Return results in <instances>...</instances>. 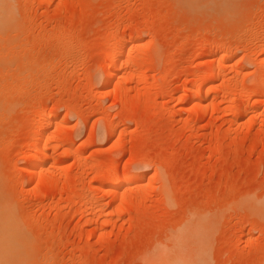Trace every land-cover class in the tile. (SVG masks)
<instances>
[{
    "label": "rangeland",
    "instance_id": "rangeland-1",
    "mask_svg": "<svg viewBox=\"0 0 264 264\" xmlns=\"http://www.w3.org/2000/svg\"><path fill=\"white\" fill-rule=\"evenodd\" d=\"M206 1L13 0L0 197L28 240L14 264H167L162 249L264 264V0ZM125 174L140 182L119 188Z\"/></svg>",
    "mask_w": 264,
    "mask_h": 264
},
{
    "label": "bare ground",
    "instance_id": "bare-ground-1",
    "mask_svg": "<svg viewBox=\"0 0 264 264\" xmlns=\"http://www.w3.org/2000/svg\"><path fill=\"white\" fill-rule=\"evenodd\" d=\"M189 1V0H188ZM203 1V0H202ZM208 1V2H207ZM206 1V3H204V4H199V5H195V7L196 6H198V8H200V10H201V8H203V7H205V8H203V9H209V8H213L212 7V5L214 6V4H216V2H217V4L219 3L218 1H220V3H222V5H215V7H217L218 6V8H221L220 6H225V4L227 5V6H225L226 8L227 7H229L228 5H230V4H228V2L229 3H232L231 1H233V0H215V1H212V0H207ZM212 1V2H211ZM222 1V2H221ZM190 2H192V1H190ZM190 2H188L189 4H191ZM201 2V1H200ZM215 2V3H214ZM203 3V2H202ZM224 3V4H223ZM186 4V3H185ZM195 4V3H194ZM198 4V3H197ZM212 4V5H211ZM192 5V4H191ZM230 6H232V5H230ZM194 7V6H193ZM192 7V8H193ZM194 7V8H195ZM225 7H223V9H226ZM196 9V8H195ZM213 9H215V8H213ZM217 9V8H216ZM231 9V8H230ZM212 10V9H211ZM227 10V9H226ZM194 11V10H193ZM192 12V11H191ZM196 12V11H195ZM205 14V13H204ZM14 17H15V13H14V5H13V0H0V33L1 32H4L5 30H7V29H9L10 27H12V25H13V21H14ZM11 29V28H10ZM6 32V31H5ZM4 37V36H3ZM138 40H136V41H134V42H131L132 43V45L133 46H137L138 45V43L140 42V41H138ZM141 43V42H140ZM131 45V44H130ZM119 56V55H118ZM128 57V56H127ZM229 57H232V56H229ZM115 59H117V58H115ZM236 59V58H231L230 59V62L231 63H234L235 61L234 60ZM234 61V62H233ZM117 65H118V62H117ZM115 68V67H114ZM112 70V69H111ZM115 71H117V69L115 70ZM120 71V70H119ZM118 71V72H119ZM110 72H112V71H110ZM109 72V74L111 75L112 73H110ZM121 72V71H120ZM215 72V71H214ZM115 73V72H114ZM117 73V72H116ZM108 76V78L106 79V81H105V87H108L109 86V83H110V78L113 76ZM116 75V74H115ZM117 75H118V73H117ZM222 75V74H221ZM214 76V75H213ZM110 77V78H109ZM204 80V79H203ZM204 83V82H203ZM202 84V83H201ZM7 89V88H6ZM198 90V89H197ZM200 92V91H199ZM202 95V94H201ZM199 98V97H198ZM51 113H46V115H44L45 116V118L46 119H48L51 115H50ZM43 117V116H42ZM55 117V116H54ZM44 118V117H43ZM42 118V119H43ZM45 118H44V121H45ZM42 121V120H41ZM43 121V122H44ZM59 122V121H58ZM44 125H46V124H44ZM43 125V126H44ZM44 138H45V135L44 134H41L40 135V139L41 140H44ZM49 140V139H48ZM44 149V148H43ZM46 149V148H45ZM44 149V150H45ZM35 150V149H34ZM38 151V152H37ZM37 151H36V153L37 154H39L38 156L40 157L41 155V157L39 158V159H37L36 160V162L34 163V166H32V167H35V168H38V169H42L43 167H44V165L47 163V161H48V159L46 158V155L45 154H42V149H37ZM34 153V152H33ZM41 154V155H40ZM38 156L36 155V157L34 156V158H38ZM31 158H32V156H31ZM54 161H55V159H54ZM56 162V161H55ZM50 163V162H49ZM66 164H63V166L62 167H64ZM112 173V172H111ZM115 173V172H114ZM39 174V173H38ZM113 175H115V174H113ZM116 176V175H115ZM110 177V176H109ZM114 178H116V177H114ZM109 180V179H108ZM111 180V179H110ZM114 180H116V179H114ZM117 180H118V178H117ZM116 180V181H117ZM110 182H112V181H110ZM114 182V181H113ZM112 182V183H113ZM129 182H134V183H138V182H140V178L139 177H136V176H133L132 174H125L124 176H123V178H122V180L119 182V184H118V186H119V188H120V186H122V185H125V184H127V183H129ZM2 196V195H1ZM3 198V197H2ZM4 199V198H3ZM3 199H1V197H0V264H14L15 263V260L17 259L18 261H19V259H20V257H24V258H28V256H24V255H22V247H20L21 245H20V241L22 240V238H21V240H20V237H22V236H19V234H20V232H19V228H17V217H16V215H15V212H14V209H13V206L11 205V204H9V201L7 202L6 201V197H5V200L3 201ZM14 204V203H13ZM17 214V213H16ZM204 219V218H203ZM202 221V220H201ZM198 222H200V221H198ZM207 222H209L208 223V225L210 224V221H208V219H207V221H206V223ZM205 223V222H204ZM21 223H19L18 224V226L20 225ZM190 224V223H189ZM202 224V223H201ZM204 225V224H203ZM205 227H207L206 225H204ZM185 227V226H184ZM194 227V226H193ZM199 227V226H198ZM201 227V226H200ZM195 228V227H194ZM202 228V227H201ZM204 228V227H203ZM184 229L186 230V228H183V231H184ZM189 229V228H188ZM191 229H192V227L190 228V231L189 232H191ZM197 229V228H196ZM196 229H195V233H196ZM205 229V228H204ZM204 229H202V230H204ZM201 230V229H200ZM201 230V231H202ZM21 231V230H20ZM193 231V230H192ZM205 231H207V230H205ZM186 232H187V230H186ZM203 232V231H202ZM188 233V232H187ZM191 234V236L192 235H196V234ZM197 233H201L200 231L199 232H197ZM208 233H209V230H208V232H207V235H208ZM182 234H184V232L182 233ZM181 234V235H182ZM189 234V233H188ZM26 235V234H25ZM24 235V236H25ZM202 235V234H201ZM23 236V237H24ZM198 237H199V235H197ZM195 237V236H194ZM201 237V236H200ZM208 237V236H207ZM207 237H206V240H207ZM187 239H188V237H186ZM195 238H197V237H195ZM202 238V237H201ZM24 239H25V241L24 242H26V241H28L27 240V238L26 237H24ZM181 239V238H180ZM179 239V240H180ZM190 239V238H189ZM203 239H204V237H203ZM195 240V239H194ZM184 241V240H183ZM202 241V240H201ZM178 242V241H177ZM204 243V242H203ZM207 243V245H208V242H206ZM206 243H205V246H206ZM25 244H28L27 242L25 243ZM181 245V244H180ZM201 245V244H200ZM30 246V245H29ZM28 246V247H29ZM175 246V245H174ZM204 246V245H203ZM27 248V247H26ZM26 248H25V250H26ZM201 248V247H200ZM203 248V247H202ZM201 248V249H202ZM169 249V248H168ZM201 249H199V252L201 253ZM205 249V248H204ZM203 249V250H204ZM164 250H165V248H164ZM202 250V251H203ZM27 251H30V250H28V248H27ZM27 251H24V252H27ZM162 251V252H161ZM23 252V253H24ZM160 252V254L162 255V257H160V259L162 258V259H164V262H165V259L167 260V264H170L171 262H172V264H180L181 263V261L178 259V255H176L177 254V252L175 253V254H171V251H168V252H170L169 254H171V255H173V256H171V255H169L168 254V252L165 250V251H163V249L162 250H160L159 251ZM204 252H205V250H204ZM30 253V252H29ZM25 254V253H24ZM27 254V253H26ZM202 254H203V252H202ZM202 254H201V256H202ZM206 254V253H205ZM205 254H203V255H205ZM28 255V254H27ZM158 255V254H157ZM176 255V257L175 258H173L174 256ZM200 255V254H199ZM198 255V257H200ZM169 256H171L172 258H168L169 260H171L172 259V261H168V259H167V257H169ZM159 257H158V259H159ZM205 257V256H204ZM23 258V259H24ZM27 258H26V260H27ZM201 258V257H200ZM26 260H24V262L26 261ZM201 260V259H200ZM21 262H23V261H20V263ZM23 262V263H24ZM169 262V263H168ZM201 262V261H200ZM161 263V262H160ZM201 263H203V264H205V260H204V262L202 261ZM17 264V263H16ZM163 264V263H162Z\"/></svg>",
    "mask_w": 264,
    "mask_h": 264
}]
</instances>
